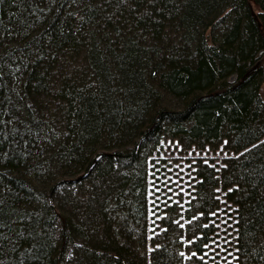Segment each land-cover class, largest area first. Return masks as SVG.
<instances>
[{
    "label": "trees",
    "instance_id": "16d2710c",
    "mask_svg": "<svg viewBox=\"0 0 264 264\" xmlns=\"http://www.w3.org/2000/svg\"><path fill=\"white\" fill-rule=\"evenodd\" d=\"M263 85L264 0H0V264H177L173 216L147 249L162 136L234 152L200 163L187 232L220 185L264 264Z\"/></svg>",
    "mask_w": 264,
    "mask_h": 264
},
{
    "label": "rangeland",
    "instance_id": "374dc122",
    "mask_svg": "<svg viewBox=\"0 0 264 264\" xmlns=\"http://www.w3.org/2000/svg\"><path fill=\"white\" fill-rule=\"evenodd\" d=\"M254 10L258 6L253 4ZM264 95V85L262 86ZM234 152L224 147L223 143L213 148L210 146H185L176 137L162 136L156 144L147 164V236L149 242L155 233H162L164 217L173 216L175 223L181 226L177 238L180 239L181 260L177 264H239L237 259L236 205L226 197V190L220 185L215 187L216 206L208 211L207 221L202 225L209 228L204 236L202 232H187L185 217L187 210L194 208L196 199L197 169L200 163L212 165L220 171L224 160ZM174 210L169 214L170 210ZM195 210L191 219L200 215ZM192 229V227H191ZM162 231V232H161ZM175 234H173L174 236ZM176 236V235H175ZM201 237L199 247L194 240ZM195 254V255H193Z\"/></svg>",
    "mask_w": 264,
    "mask_h": 264
},
{
    "label": "snow or ice",
    "instance_id": "6c2138e0",
    "mask_svg": "<svg viewBox=\"0 0 264 264\" xmlns=\"http://www.w3.org/2000/svg\"><path fill=\"white\" fill-rule=\"evenodd\" d=\"M229 191H231V189ZM193 255H195V254H193Z\"/></svg>",
    "mask_w": 264,
    "mask_h": 264
}]
</instances>
